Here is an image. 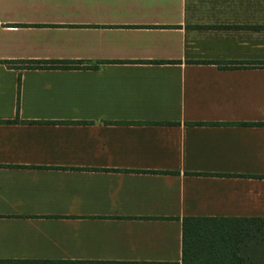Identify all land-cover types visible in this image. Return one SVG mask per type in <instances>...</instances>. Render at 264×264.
Listing matches in <instances>:
<instances>
[{
    "label": "crops",
    "instance_id": "crops-1",
    "mask_svg": "<svg viewBox=\"0 0 264 264\" xmlns=\"http://www.w3.org/2000/svg\"><path fill=\"white\" fill-rule=\"evenodd\" d=\"M186 217L264 218V0H0V261L182 264Z\"/></svg>",
    "mask_w": 264,
    "mask_h": 264
},
{
    "label": "trees",
    "instance_id": "trees-1",
    "mask_svg": "<svg viewBox=\"0 0 264 264\" xmlns=\"http://www.w3.org/2000/svg\"><path fill=\"white\" fill-rule=\"evenodd\" d=\"M5 64L11 68L22 66L32 69L57 63L5 62ZM182 225V264H264V218L186 217L182 219ZM0 264L93 263L0 261Z\"/></svg>",
    "mask_w": 264,
    "mask_h": 264
}]
</instances>
